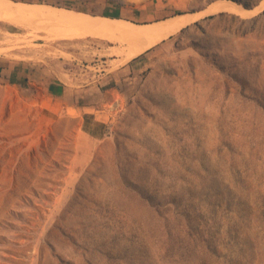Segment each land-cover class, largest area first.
I'll return each instance as SVG.
<instances>
[{"label": "rangeland", "instance_id": "374dc122", "mask_svg": "<svg viewBox=\"0 0 264 264\" xmlns=\"http://www.w3.org/2000/svg\"><path fill=\"white\" fill-rule=\"evenodd\" d=\"M13 1L143 24L219 0ZM229 1L253 13L207 16L127 65L120 45L31 48L0 24V264H264V12ZM64 58L109 74L78 138L34 77Z\"/></svg>", "mask_w": 264, "mask_h": 264}, {"label": "bare ground", "instance_id": "6f19581e", "mask_svg": "<svg viewBox=\"0 0 264 264\" xmlns=\"http://www.w3.org/2000/svg\"><path fill=\"white\" fill-rule=\"evenodd\" d=\"M260 9L264 12V0L261 1ZM252 13L236 2L219 0L198 13L179 14L156 22L138 24L124 18L96 16L46 4L0 0V24L27 31L23 37H10L9 33L6 42L18 38V42L33 48L34 42L42 35L49 42L100 40L125 48L121 65L145 54L183 30L192 29L207 16L235 14L246 17ZM4 53L6 51L0 47V55Z\"/></svg>", "mask_w": 264, "mask_h": 264}, {"label": "crops", "instance_id": "0c3cea01", "mask_svg": "<svg viewBox=\"0 0 264 264\" xmlns=\"http://www.w3.org/2000/svg\"><path fill=\"white\" fill-rule=\"evenodd\" d=\"M151 22L156 21L149 23ZM40 63L45 65L44 68L38 74H35L33 70L31 72H34V77H39L40 86L37 87V91H41L42 94L41 104L45 117L55 121L60 119L76 121L80 118L81 121H76L79 129L75 137L78 138L83 128L82 120L85 110L95 108V101L100 95L109 98L110 91L105 89V78L109 74L98 75L93 70L75 69L72 66L73 62L66 58L63 61H51L49 64H44L41 60ZM68 65L71 67L66 69ZM96 66L91 68L96 69ZM9 71V68L1 67L0 75H5Z\"/></svg>", "mask_w": 264, "mask_h": 264}]
</instances>
